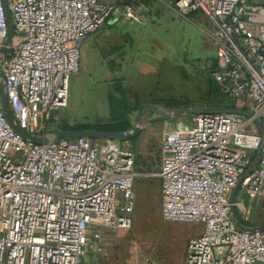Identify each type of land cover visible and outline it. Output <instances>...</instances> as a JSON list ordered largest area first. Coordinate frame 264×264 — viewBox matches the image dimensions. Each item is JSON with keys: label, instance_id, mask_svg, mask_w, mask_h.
Here are the masks:
<instances>
[{"label": "built area", "instance_id": "1", "mask_svg": "<svg viewBox=\"0 0 264 264\" xmlns=\"http://www.w3.org/2000/svg\"><path fill=\"white\" fill-rule=\"evenodd\" d=\"M183 18L202 13L212 25L216 65L210 78L229 102L249 111L187 115L161 141V214L201 225L185 264H264V231L239 230L230 197L248 228L251 204L264 203V22L250 0H167ZM0 0V73L15 123L49 141L26 140L10 125L0 95V264H90L102 229L125 232L135 210L136 156L126 140L48 135L68 106L69 82L82 71L85 41L112 19L150 23L142 0ZM169 124V123H168ZM242 213H241V212ZM93 230V231H92ZM91 232H93L91 234Z\"/></svg>", "mask_w": 264, "mask_h": 264}, {"label": "rangeland", "instance_id": "2", "mask_svg": "<svg viewBox=\"0 0 264 264\" xmlns=\"http://www.w3.org/2000/svg\"><path fill=\"white\" fill-rule=\"evenodd\" d=\"M188 25L192 24L182 19L178 31L170 33L174 51L172 54L165 52L166 60L159 65V71L145 77L144 82L148 85L140 94L112 71L109 50L103 44L104 40H110L103 39V35L108 33L106 23L85 43L82 71L72 76L69 82L68 106L53 115L55 128L86 129L110 124L113 95L125 100L127 105L124 118L119 122L129 127L124 133L133 132L137 124L140 128L134 140L128 143L134 150L139 174L135 184L132 226L125 232L102 229L101 239L92 240L87 251L86 260L90 264H185L190 237L202 231L203 227L198 224L173 223L163 219L158 177L162 161L160 147L165 132L189 117L159 119L154 110L168 113L185 108L215 110L229 107L227 98L216 89V83L210 78L216 58L198 56L196 38H191V41L186 38L189 43L182 40L183 29H188ZM185 43L188 44L187 51ZM142 108H147L148 112L137 122L136 116ZM250 206L252 224L264 225V203L256 201Z\"/></svg>", "mask_w": 264, "mask_h": 264}, {"label": "crops", "instance_id": "3", "mask_svg": "<svg viewBox=\"0 0 264 264\" xmlns=\"http://www.w3.org/2000/svg\"><path fill=\"white\" fill-rule=\"evenodd\" d=\"M100 1L106 4L119 2V0ZM145 4L150 16V23L147 26H140L122 19H112L107 22L108 33L103 35V39L110 38L109 41L104 40L103 44L109 50L112 71L118 73L120 79L134 87L140 94L141 90L148 85L147 82H144L145 77L158 72L159 65L166 60L164 55L167 52L173 53L175 46L171 43V32L178 31L182 19L186 23L192 24L187 26L188 29H183L184 38L182 40L189 43L191 38H196L197 48L195 51L198 56L205 59L209 56L216 58L214 31L202 13H194L188 18H183L178 15L167 0H145ZM249 5L259 8L256 14H250L249 18L256 22H264V0H250ZM186 38H189V41ZM107 43L110 44L106 46ZM184 45L185 51H187L188 44ZM161 55L163 56L161 57Z\"/></svg>", "mask_w": 264, "mask_h": 264}, {"label": "water", "instance_id": "4", "mask_svg": "<svg viewBox=\"0 0 264 264\" xmlns=\"http://www.w3.org/2000/svg\"><path fill=\"white\" fill-rule=\"evenodd\" d=\"M3 3V7H4V11H5V16H6V21H7V29H8V36H7V40L5 42V46L3 47V49L1 50L2 54L6 55L8 52V47L11 45L13 38H14V29H13V25H12V19H11V15L9 12V9L7 7V4L5 2V0H2ZM0 78H1V73H0ZM0 95H1V99H2V104H3V109L5 112V115L7 117L8 122L10 123V125L12 126V128L19 134L21 135L23 138H25L26 140H30L34 143L37 144H44L47 143L49 141L48 137H43V138H37L34 136H31L30 134H28L27 132H25L24 130H22L14 121L13 119V115L12 112L10 110L9 104H8V100H7V96L6 93L4 91V84L2 82V80H0ZM148 112L147 108H142L137 116H136V120L137 122L140 121L142 115ZM214 112H233V113H238V114H242L245 116H251V113L249 111H245V110H239V109H208V108H185V109H181V110H172L171 112L168 113H162L159 110H154V114H156L158 116V118H163V119H172L174 117H178V116H182V115H198V114H207V113H214ZM256 123L264 137V125L261 121L256 120ZM139 126L137 124L135 130L131 133H98V132H94V131H76V130H68V131H63L60 129H56V130H50L48 131V135L50 136H55L56 138H67V139H75V138H81V137H87L90 138L92 140H99V139H120V140H126L129 141L131 138L135 137L138 133H139ZM264 154V144L261 147V149L258 151L256 159L254 164L252 165V168L250 170V172L252 170H254L255 168H257L259 166V163L261 161V158ZM240 184L236 187V189L233 191L229 201L231 204V214H232V218L237 226V228L239 230L242 231H255V230H259V231H264V226H258V227H254V228H248L245 227L239 220L238 218V214L237 211L235 209V207L233 206L234 203V196L237 193L238 189H239Z\"/></svg>", "mask_w": 264, "mask_h": 264}, {"label": "trees", "instance_id": "5", "mask_svg": "<svg viewBox=\"0 0 264 264\" xmlns=\"http://www.w3.org/2000/svg\"><path fill=\"white\" fill-rule=\"evenodd\" d=\"M125 1H128V0H125ZM214 68H215V66H214ZM214 86L216 87V89H218L221 92L222 95H224L219 86H217V85H214ZM135 97L138 100L137 94L135 95ZM227 102H228V100H227ZM110 107H111V123L110 124L98 126L95 128H86V129L85 128H76V129H72V130L94 131V132H98V133H124V132H126L129 129V127L119 123L124 118V112L126 111V108H127L125 100L123 101V100L118 99L117 97L112 95L111 100H110ZM228 108H230V107H228ZM225 109H227V108H225ZM58 128L60 130H63V131L71 130L69 128H65L62 126H59ZM133 140H134V137L131 138L128 142H132ZM238 217L241 219V215L239 213H238Z\"/></svg>", "mask_w": 264, "mask_h": 264}]
</instances>
